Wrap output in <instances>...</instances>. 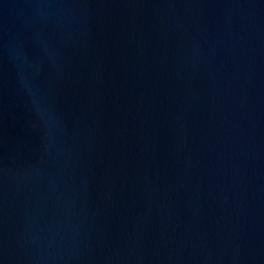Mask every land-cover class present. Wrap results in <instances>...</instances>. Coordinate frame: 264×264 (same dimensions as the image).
I'll return each instance as SVG.
<instances>
[{"label": "water", "instance_id": "1", "mask_svg": "<svg viewBox=\"0 0 264 264\" xmlns=\"http://www.w3.org/2000/svg\"><path fill=\"white\" fill-rule=\"evenodd\" d=\"M0 264H264V0H0Z\"/></svg>", "mask_w": 264, "mask_h": 264}]
</instances>
